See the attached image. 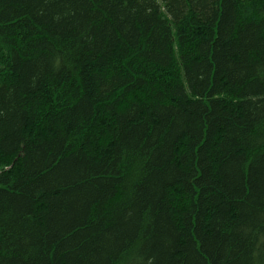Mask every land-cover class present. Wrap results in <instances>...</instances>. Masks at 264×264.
<instances>
[{
    "label": "trees",
    "instance_id": "trees-1",
    "mask_svg": "<svg viewBox=\"0 0 264 264\" xmlns=\"http://www.w3.org/2000/svg\"><path fill=\"white\" fill-rule=\"evenodd\" d=\"M0 264H264V0H0Z\"/></svg>",
    "mask_w": 264,
    "mask_h": 264
}]
</instances>
